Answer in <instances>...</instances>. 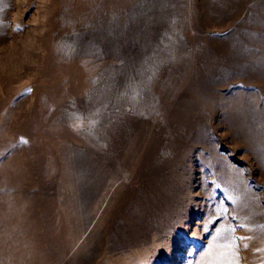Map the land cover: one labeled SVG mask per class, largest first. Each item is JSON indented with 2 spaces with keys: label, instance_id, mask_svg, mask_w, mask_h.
Returning a JSON list of instances; mask_svg holds the SVG:
<instances>
[{
  "label": "rangeland",
  "instance_id": "obj_1",
  "mask_svg": "<svg viewBox=\"0 0 264 264\" xmlns=\"http://www.w3.org/2000/svg\"><path fill=\"white\" fill-rule=\"evenodd\" d=\"M0 264H264V0H0Z\"/></svg>",
  "mask_w": 264,
  "mask_h": 264
}]
</instances>
